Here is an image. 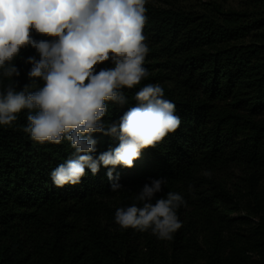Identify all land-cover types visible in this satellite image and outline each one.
<instances>
[{
    "label": "trees",
    "instance_id": "16d2710c",
    "mask_svg": "<svg viewBox=\"0 0 264 264\" xmlns=\"http://www.w3.org/2000/svg\"><path fill=\"white\" fill-rule=\"evenodd\" d=\"M146 8L149 76L122 89L128 103L109 102L104 120L118 122L152 83L176 104L180 128L142 150L132 168L117 166L123 188L114 192L102 165L80 184L54 186L51 171L73 149L67 140H31L27 109L0 125V264H264V0L239 9L214 1L204 11L148 0ZM30 56L40 58L21 50L13 61L20 75L0 76V91L31 83ZM92 138L94 156L118 146L101 133ZM160 177L167 183L157 198L171 191L186 201L173 238L117 225L116 209L142 206L139 191Z\"/></svg>",
    "mask_w": 264,
    "mask_h": 264
},
{
    "label": "clouds",
    "instance_id": "9594fccd",
    "mask_svg": "<svg viewBox=\"0 0 264 264\" xmlns=\"http://www.w3.org/2000/svg\"><path fill=\"white\" fill-rule=\"evenodd\" d=\"M148 0H0V76L18 77L13 61L31 47L39 54L27 58L31 80L22 90L9 85L0 91V125L10 126L27 109L23 131L34 142H70L72 153L50 173L56 187L80 184L90 170L101 165L111 191L123 188L117 166L132 168L147 148H155L181 126L176 104L164 99L159 84L149 83L135 94L136 104L118 122H106L109 102L128 103L122 89H132L149 76L144 67L149 52L144 28ZM38 35L42 39L34 37ZM109 63L111 66L99 68ZM42 81V86L33 89ZM93 133L118 140V146L94 156ZM204 175L211 176L210 172ZM165 177L145 184L133 204L115 212L122 229L151 231L160 240H171L182 227L177 210L184 197L166 192ZM191 190V186L190 189Z\"/></svg>",
    "mask_w": 264,
    "mask_h": 264
},
{
    "label": "rangeland",
    "instance_id": "374dc122",
    "mask_svg": "<svg viewBox=\"0 0 264 264\" xmlns=\"http://www.w3.org/2000/svg\"><path fill=\"white\" fill-rule=\"evenodd\" d=\"M152 3L161 7H183L187 10L204 11L205 7L210 6V2H218L226 6L227 8H241L245 0H149Z\"/></svg>",
    "mask_w": 264,
    "mask_h": 264
}]
</instances>
